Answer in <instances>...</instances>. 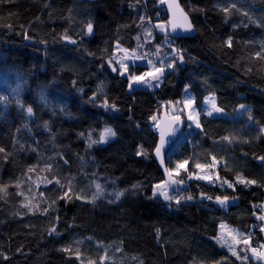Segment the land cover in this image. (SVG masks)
Instances as JSON below:
<instances>
[{"label":"trees","instance_id":"1","mask_svg":"<svg viewBox=\"0 0 264 264\" xmlns=\"http://www.w3.org/2000/svg\"><path fill=\"white\" fill-rule=\"evenodd\" d=\"M165 3H0V264H246L244 245L233 255L219 241L223 227L249 237L264 204V0H182L198 33L193 39L154 30L156 23L168 25ZM118 48L168 53L161 86L131 91L129 77L147 68L123 76L114 65ZM188 88L201 115L202 132L193 135ZM210 96L225 113L249 109L234 119L212 118L205 110ZM73 105L90 122L79 198L64 229L58 184L39 187L30 200L26 194L29 178L59 156L51 124L58 118L79 123ZM164 113L185 124L167 156L177 187L166 183L154 160ZM106 128L116 134L99 142ZM183 162L186 170L177 168ZM214 163L231 188L194 178ZM158 186L176 192L164 199L155 195ZM217 197L228 199L221 204ZM263 235H255L262 244Z\"/></svg>","mask_w":264,"mask_h":264},{"label":"rangeland","instance_id":"2","mask_svg":"<svg viewBox=\"0 0 264 264\" xmlns=\"http://www.w3.org/2000/svg\"><path fill=\"white\" fill-rule=\"evenodd\" d=\"M162 26V27H158ZM154 30L158 31L160 34L169 33V25L165 23H156L153 27ZM264 53V45L262 46ZM169 57L168 53H157L154 52L151 55H139L138 52H133L132 54L128 53L122 48H118L114 57V65L119 70L120 73H123V76H129L128 73L131 68L136 69L137 66H144L147 68L146 72L143 75H138L135 73L133 76H140L143 78L146 83H136L130 81L132 84L130 90L136 88H141L144 90H154L161 86L164 81L167 67V59ZM151 61V63H149ZM122 65L126 66V70ZM163 66V67H162ZM162 67L161 72H156L155 69ZM159 77V79H154V77ZM186 101L191 102V106L187 107V117L189 122V134L193 135L194 133L202 132L201 127V115L199 114L193 96L190 92V89H186L185 94V103ZM215 103L216 108L220 109L217 104V98L210 96L205 101V110L208 115L209 112H212L211 115H208L212 118H229L234 119L235 117L241 116L248 111V107H244L238 110L236 114H228L223 110L215 111L212 108V104ZM73 112L78 116V124H69L64 120L58 118L56 122L51 124L50 134L55 136L58 143V154L59 156L55 161L48 163L45 161L41 168H38L34 176L30 177L27 181V199L30 200L32 195L35 194V191L39 187H51L55 184H58L63 190V196L60 200L59 205V215L58 220L62 223V227L68 228L71 222L73 208L77 201L76 187L77 180L79 176V169L82 164V155L85 149L84 139L88 132L90 119L85 115L76 105H73ZM28 114V113H27ZM192 115L193 119H189V116ZM30 122L34 121V113L32 115L28 114ZM173 118V117H172ZM200 124V127H196V123ZM188 164H184L182 167L183 170H186ZM219 167L218 163H214L213 166L209 168H201L197 175L194 176L195 179L200 180L210 186L219 187L222 189H229V182L224 181L218 175L217 168ZM173 176L177 177L178 173H171ZM52 176H55L54 179H50ZM51 181V182H49ZM59 181V183H57ZM176 192L175 190H169L165 187H159L155 190V195L165 199V193L169 197L171 193ZM67 193V196L65 195ZM226 226V225H225ZM264 234V232H263ZM251 237H243L240 232L232 230L227 227H223V234L219 242H221L224 247H226L231 254L234 255L238 252V247L243 246L244 259L246 264H258L257 258L262 257L259 253L264 252V248L256 250L252 257V261L249 263L246 255V245L249 244ZM247 239V243H245ZM254 240V239H253ZM264 246V244H263ZM262 246V247H263Z\"/></svg>","mask_w":264,"mask_h":264},{"label":"water","instance_id":"3","mask_svg":"<svg viewBox=\"0 0 264 264\" xmlns=\"http://www.w3.org/2000/svg\"><path fill=\"white\" fill-rule=\"evenodd\" d=\"M171 4V7L169 5ZM165 9L168 17L169 25V36L174 39H193L196 38L198 33L193 24V21L189 14L182 6V0H166ZM187 16V21H185L184 16ZM190 22L192 25L191 30H186L181 27L182 24ZM173 25H175V30H173ZM158 132L159 141L161 142V132L165 133V143L161 148V157L163 158V164H161V157L156 155V150L154 152V160L159 166L161 172L164 174L166 183L169 186L177 187L179 185V180L173 176L169 171L166 172L167 168V156L169 151L172 149L174 144L181 138L185 130L184 120L182 118H171L167 113H164L158 122ZM157 145V146H158ZM170 173V174H169Z\"/></svg>","mask_w":264,"mask_h":264},{"label":"snow or ice","instance_id":"4","mask_svg":"<svg viewBox=\"0 0 264 264\" xmlns=\"http://www.w3.org/2000/svg\"><path fill=\"white\" fill-rule=\"evenodd\" d=\"M2 2H5V0H0V3H2ZM162 2H164V0H162ZM169 7H171V4L169 5ZM233 7H234V5H233ZM225 13H227L228 11H229V9L228 8H224V9H222ZM142 20L144 19L143 17L141 18ZM184 19H185V21H187V16L185 15L184 16ZM158 27H162V26H159L158 25ZM175 25H173V30H175ZM181 27H184L186 30H191L192 29V25H191V23L190 22H188V23H185V24H182L181 25ZM87 28H88V32L89 33H91L92 32V25L91 24H89L88 26H87ZM150 34V33H149ZM226 43L228 44V46H231V37H229V39H228V41H226ZM257 55H259V53H257ZM180 60L181 61H183V56L181 55L180 56ZM149 63H151V61H149ZM169 67H174V64H169L168 65ZM122 67H124L125 68V70H126V66H124V65H122ZM163 67V66H162ZM162 67L161 68H158V69H155V71L156 72H161V74H162ZM113 71H116V69L115 68H113ZM121 74H123V73H121ZM154 79H159V77L157 76V77H154ZM129 80L130 81H134V82H136V83H146L147 81H144L143 80V78L142 77H140V76H131V77H129ZM131 86H132V84L130 83L129 84V87L131 88ZM186 106L187 107H190L191 106V102L190 101H186ZM114 107V106H113ZM241 108H244L245 106L244 105H241L240 106ZM212 108H213V110H215V111H220V109H218V108H216V106H215V103H213L212 104ZM32 108L31 107H29L28 109H27V113L29 114V115H32ZM212 114V112H209L208 113V115H211ZM249 118L251 119V116H249ZM153 120H155L156 119V117H153L152 118ZM189 119L191 120V119H193V116L192 115H190L189 116ZM195 122V121H194ZM196 123V127L197 128H199L200 127V124L198 123V122H195ZM45 127H47V125L45 124ZM115 132L111 129V128H106L105 130H104V133L101 135V137H100V141L99 142H106L107 141V138H109V137H112V136H115ZM225 139H227V137H225ZM92 143H97V141H92ZM164 143H165V133L162 131L161 132V142H160V145H158L157 147H156V155L158 156V157H161V148L163 147V145H164ZM5 150L3 149V148H0V152H4ZM259 159L260 160H264V157H259ZM185 163H187V162H183V163H179V164H177V168H182V167H184V164ZM161 164H163V158L161 157ZM198 167H199V165H197ZM33 169H29V171H32ZM165 171L166 172H168L169 170L168 169H165ZM170 174V173H169ZM49 182H51V181H49ZM240 182H245L243 179H240ZM57 183H59V181H57ZM246 183H248V184H255L256 183V181H247ZM233 185L232 184H229V187H232ZM96 187H97V189L99 190L100 189V186L99 185H96ZM159 187V186H158ZM0 191H3V189H0ZM65 195L67 196V193H65ZM77 198H79V197H77ZM170 197H168L167 196V194L165 193V199H169ZM188 199H191V197H188ZM228 198L227 197H225L223 200H221L219 197H217V200L221 203V204H224L225 203V201L227 200ZM260 219H262V220H264V216H261L260 217ZM222 227H223V225H222ZM262 231H264V229H262ZM245 243H247V239H245V241H244ZM63 251H66V252H68V251H70V249H68V248H65V249H62ZM253 252H256V249H253ZM235 254V253H234ZM259 255H261V256H264V252H261V253H259ZM77 256H79V254H78V252H77ZM5 259H7V257L5 256L4 257ZM102 259H104L103 257H102Z\"/></svg>","mask_w":264,"mask_h":264},{"label":"built area","instance_id":"5","mask_svg":"<svg viewBox=\"0 0 264 264\" xmlns=\"http://www.w3.org/2000/svg\"><path fill=\"white\" fill-rule=\"evenodd\" d=\"M261 216H264V204L258 207L256 221L253 225L250 238V242L246 245L247 255L246 258L250 263L252 261V257L255 253H253V249L259 250L264 248L263 244L260 241H257L256 233H263L262 229H264V220L260 219ZM254 239V240H253ZM263 246V247H262Z\"/></svg>","mask_w":264,"mask_h":264},{"label":"crops","instance_id":"6","mask_svg":"<svg viewBox=\"0 0 264 264\" xmlns=\"http://www.w3.org/2000/svg\"><path fill=\"white\" fill-rule=\"evenodd\" d=\"M263 133H264V129H263ZM263 240H264V235H263ZM264 244V243H263ZM257 263L258 264H264V256L257 258Z\"/></svg>","mask_w":264,"mask_h":264}]
</instances>
